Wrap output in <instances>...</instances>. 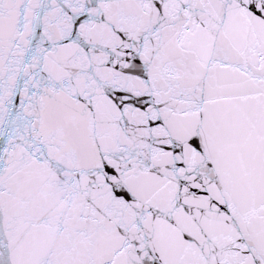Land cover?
I'll use <instances>...</instances> for the list:
<instances>
[{
	"label": "snow or ice",
	"instance_id": "snow-or-ice-1",
	"mask_svg": "<svg viewBox=\"0 0 264 264\" xmlns=\"http://www.w3.org/2000/svg\"><path fill=\"white\" fill-rule=\"evenodd\" d=\"M0 264H264V0H0Z\"/></svg>",
	"mask_w": 264,
	"mask_h": 264
}]
</instances>
